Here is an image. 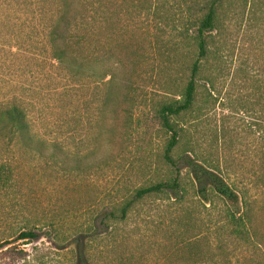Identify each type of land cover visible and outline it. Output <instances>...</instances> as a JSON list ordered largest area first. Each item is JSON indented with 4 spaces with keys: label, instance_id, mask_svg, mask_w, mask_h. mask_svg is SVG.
Returning <instances> with one entry per match:
<instances>
[{
    "label": "trees",
    "instance_id": "trees-1",
    "mask_svg": "<svg viewBox=\"0 0 264 264\" xmlns=\"http://www.w3.org/2000/svg\"><path fill=\"white\" fill-rule=\"evenodd\" d=\"M238 1L0 0L1 192L18 198V167L26 164L39 174L43 194L71 198L79 181H92L117 162L111 147L123 128L132 134L136 110L144 106L153 108L154 119L167 134L160 151H147L134 166L133 171L141 169L140 182L122 176L106 190V207L100 215L91 213L87 227L78 224L74 232L66 231L61 213L24 216L22 226L11 224L2 232L0 248L47 237L56 247L74 244L75 264H139L120 245L132 235L122 224L143 214L162 220L171 246L185 247L188 258L196 259L187 264H230L225 251L231 243L253 242L257 233L251 188L230 183L228 167L200 151L194 124L204 109L200 80L205 79L211 96L207 84L214 87L211 74L203 73L212 45L219 47L213 32L249 5V0ZM153 60L159 62L154 81L159 88L149 93L152 76L142 71L151 65L155 72ZM41 76L55 91L76 90L80 114L74 123V116L69 117L65 133L40 132L34 124L31 112ZM259 98L264 100V91ZM120 118L123 125L117 123ZM149 127L147 123L143 132L148 148L153 144ZM168 168L174 176L164 178ZM183 168L190 170L199 198H186ZM156 195L168 198H148ZM12 216L5 214L0 221H17ZM202 231L216 234L217 243L207 240L200 250L196 237ZM139 243L144 257L146 246ZM15 251L20 262L25 253Z\"/></svg>",
    "mask_w": 264,
    "mask_h": 264
},
{
    "label": "rangeland",
    "instance_id": "rangeland-1",
    "mask_svg": "<svg viewBox=\"0 0 264 264\" xmlns=\"http://www.w3.org/2000/svg\"><path fill=\"white\" fill-rule=\"evenodd\" d=\"M213 33L219 47L215 48L212 45L214 52L203 73L211 74L214 87L207 84L212 91L211 96L204 85L205 79L200 80L202 95L200 104L204 105V109L200 120L194 123L195 128H198L196 136L199 138V149L204 155L212 158L215 163L219 158L220 164L228 167L230 173L226 176L230 183L251 188L249 199L254 205V228L257 235L254 234L255 237H252V243L230 244L229 249L225 251L232 260L230 264H264V100L259 98V93L264 91V0H249V5L243 8L242 13L228 19L224 27L216 29ZM153 61L155 72L151 70V65L145 68L146 71H142V75L152 76L146 86L149 93L156 92L159 88L154 83L160 69L159 62ZM40 78L41 83L38 85L35 105L31 112L34 124L40 132L65 133L69 117L74 116V123L77 121L76 113L80 114L76 112L78 107L76 90L71 87H58L55 91L49 87L45 77ZM135 119L132 134L126 135L123 128L119 133L118 143L111 147L117 162L110 169L98 173L92 181H79L77 191L71 190V198H52L48 194H43L39 174L32 171L29 165L18 167L22 193L15 199L9 192L0 191V218L5 214H11L17 217V221H0V236L11 224L15 227L22 226L21 217L43 213L50 216L61 213L59 216L63 219L62 228L72 233L78 224L87 227L94 216L102 214L109 200L105 197L106 190L111 189L122 176H125L124 179L127 181L132 180L138 184L141 169L138 167L133 171V168L137 167L140 158L147 151L152 154L160 151L167 134L154 119V110L150 106L136 110ZM117 123L123 125L124 119L120 118ZM147 123L150 126L149 136L153 142L149 148L143 134L144 130H147ZM86 125L89 126L88 121ZM217 134L222 135L220 139ZM125 136L128 137V141ZM106 139V134L103 133L101 143L104 144ZM218 147L221 148L219 156L216 154ZM182 174L188 189L186 198H199L190 170L183 168ZM172 175L174 176L172 170L165 169L164 178H170ZM28 184L33 185L32 190ZM148 198L168 196L156 195ZM13 206L15 207L12 209ZM135 217L128 224H122V227L132 235L120 245V248L133 254L135 260L138 258L139 264H187L196 260L188 258L185 247L171 246L167 241L166 225L160 223L162 222L160 218L153 219L144 214L140 218ZM195 231L197 232V229ZM196 240L200 242V250H204L207 240L217 243V236L212 231H202ZM139 242H144L146 246L144 257L140 256ZM14 246H17V249H14ZM101 248L100 242L96 249L99 251ZM15 250H23L25 253H21L24 258L20 262L14 258L17 252ZM75 262L74 244L56 247L47 237L38 241L19 240L0 248V264H75ZM220 264L225 263L220 260Z\"/></svg>",
    "mask_w": 264,
    "mask_h": 264
}]
</instances>
